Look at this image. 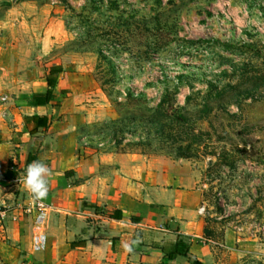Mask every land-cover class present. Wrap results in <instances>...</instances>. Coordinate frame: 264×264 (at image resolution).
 Listing matches in <instances>:
<instances>
[{"label":"rangeland","instance_id":"obj_1","mask_svg":"<svg viewBox=\"0 0 264 264\" xmlns=\"http://www.w3.org/2000/svg\"><path fill=\"white\" fill-rule=\"evenodd\" d=\"M52 65L79 155L188 162L217 240L264 236V0H0V102Z\"/></svg>","mask_w":264,"mask_h":264},{"label":"crops","instance_id":"obj_2","mask_svg":"<svg viewBox=\"0 0 264 264\" xmlns=\"http://www.w3.org/2000/svg\"><path fill=\"white\" fill-rule=\"evenodd\" d=\"M68 78L64 70L58 75L46 105L26 104L48 91L46 73L31 90L0 102V206L8 210L0 264H264V236L230 226L221 240L213 235L190 163L139 153L79 155V128L94 110L71 97ZM34 116L48 125L36 127ZM36 160L51 171L48 196L39 201L20 182ZM38 202L45 208L36 209ZM39 234L47 242L33 251ZM178 240L189 251L169 259L165 251Z\"/></svg>","mask_w":264,"mask_h":264},{"label":"trees","instance_id":"obj_3","mask_svg":"<svg viewBox=\"0 0 264 264\" xmlns=\"http://www.w3.org/2000/svg\"><path fill=\"white\" fill-rule=\"evenodd\" d=\"M63 71L61 65H52L46 72V79L49 85V89L47 92L43 93H35L32 98L26 101V104L29 106H38V105H46L47 103L53 100L54 96V87L57 83L58 75ZM28 119V118H27ZM34 120H39L37 123L39 125L47 126L48 120L45 117L34 116L32 117ZM166 249V248H165ZM189 251V245L185 243L183 240H178L176 243L171 244L169 248H167L166 255L169 259H175L178 255H187Z\"/></svg>","mask_w":264,"mask_h":264},{"label":"clouds","instance_id":"obj_4","mask_svg":"<svg viewBox=\"0 0 264 264\" xmlns=\"http://www.w3.org/2000/svg\"><path fill=\"white\" fill-rule=\"evenodd\" d=\"M50 175L51 171L49 167L44 162L36 160L28 165L26 174L20 182H22L24 189L34 199L39 201L46 199L48 196ZM124 248L126 251H132L131 246L127 243L124 244Z\"/></svg>","mask_w":264,"mask_h":264},{"label":"built area","instance_id":"obj_5","mask_svg":"<svg viewBox=\"0 0 264 264\" xmlns=\"http://www.w3.org/2000/svg\"><path fill=\"white\" fill-rule=\"evenodd\" d=\"M43 208H45V204L43 202H38L36 204V209H43ZM31 211H32L31 208H27V212H31ZM7 216H8L7 208H3L0 206V227L3 225V222L5 221ZM46 242L47 240L45 235L39 234L37 236H34L32 240V250L33 251L41 250L45 246Z\"/></svg>","mask_w":264,"mask_h":264}]
</instances>
